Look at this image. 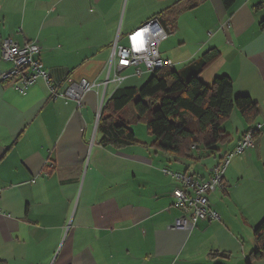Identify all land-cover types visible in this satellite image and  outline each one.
<instances>
[{
  "label": "crops",
  "instance_id": "crops-1",
  "mask_svg": "<svg viewBox=\"0 0 264 264\" xmlns=\"http://www.w3.org/2000/svg\"><path fill=\"white\" fill-rule=\"evenodd\" d=\"M153 17L167 32L159 52L173 70L217 49L202 81L226 74L234 96L257 103L252 124L236 109L222 122V149L164 152L147 128H132L139 120L128 104L117 117L136 142L101 144L98 114L117 88L103 85L110 49ZM7 37L42 46L57 92L82 78L99 86L78 104L52 99L42 78L23 93L0 79V264H264L252 257L264 219V0H236L229 10L221 0H0V42ZM10 66L0 56V75ZM252 126L254 146L232 158L225 189L208 193L219 219L172 228L179 182L163 169L205 179Z\"/></svg>",
  "mask_w": 264,
  "mask_h": 264
},
{
  "label": "trees",
  "instance_id": "trees-1",
  "mask_svg": "<svg viewBox=\"0 0 264 264\" xmlns=\"http://www.w3.org/2000/svg\"><path fill=\"white\" fill-rule=\"evenodd\" d=\"M221 2L229 10L236 0ZM218 57L217 49H209L179 71L158 69L139 87L118 86L104 103L98 119L101 144L123 146L136 142L129 125L117 117L129 103L156 145L169 154L191 151L192 146L212 153L217 144L228 140L221 126L234 109L247 124H252L258 115L257 103L248 95L234 96L233 81L228 75L215 76L210 84L202 81L201 74ZM253 235L256 248L252 257L264 259V219L256 225Z\"/></svg>",
  "mask_w": 264,
  "mask_h": 264
},
{
  "label": "built area",
  "instance_id": "built-area-1",
  "mask_svg": "<svg viewBox=\"0 0 264 264\" xmlns=\"http://www.w3.org/2000/svg\"><path fill=\"white\" fill-rule=\"evenodd\" d=\"M166 37L164 26L159 19L153 17L129 32L124 45L114 42L107 59L104 87L108 84L118 87L128 75L140 76L145 72L171 68V62L161 57L159 52V44ZM41 51L42 46L35 41L19 45L11 37L1 40V59L11 66L0 75V79L5 81L13 79L14 89L18 93H23L37 79L42 78L47 83L52 99L73 98L78 104L85 93L99 86L97 81L82 78L78 82H72L64 91L57 92L43 67ZM257 129L258 126L250 127L231 150L222 152L205 179H200L190 171L173 172L167 168L163 169L179 182V186L173 189L172 194L174 205L181 208V213L170 225L172 228L191 230L200 220L219 219L218 212L209 205L208 193L213 186L220 190L225 189L223 182L225 169L235 155L254 146L253 133Z\"/></svg>",
  "mask_w": 264,
  "mask_h": 264
},
{
  "label": "rangeland",
  "instance_id": "rangeland-1",
  "mask_svg": "<svg viewBox=\"0 0 264 264\" xmlns=\"http://www.w3.org/2000/svg\"><path fill=\"white\" fill-rule=\"evenodd\" d=\"M151 74H152V72L151 73L146 72L145 74L140 75V76H138V75H128L126 77V79H124V81L122 82V86H131V85H134L136 87H139V86H141L142 84H144L146 82V80L151 76ZM125 109L127 111V116L129 117L130 114L133 112L132 103H129L125 107ZM131 125H132V128L136 129V126H137L138 127L137 129L143 130V131L146 128L145 125H143V122L142 121H139V122L137 121V123H135V121H134V122L131 123ZM227 143H228V141H227ZM225 144L226 143H222V142L220 144H218L219 149H222L225 146ZM211 156H213V155H211ZM211 156H209L210 159L212 158ZM200 163H202V162H198V161L195 162L194 163L195 164V167L196 168L199 167L201 165Z\"/></svg>",
  "mask_w": 264,
  "mask_h": 264
},
{
  "label": "water",
  "instance_id": "water-1",
  "mask_svg": "<svg viewBox=\"0 0 264 264\" xmlns=\"http://www.w3.org/2000/svg\"><path fill=\"white\" fill-rule=\"evenodd\" d=\"M100 114H101V111L99 112V116H100ZM99 116H98V117H99Z\"/></svg>",
  "mask_w": 264,
  "mask_h": 264
}]
</instances>
